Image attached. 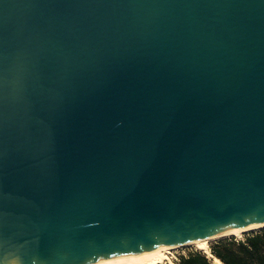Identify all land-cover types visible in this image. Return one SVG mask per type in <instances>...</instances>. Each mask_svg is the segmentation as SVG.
I'll return each mask as SVG.
<instances>
[{"label":"water","instance_id":"water-1","mask_svg":"<svg viewBox=\"0 0 264 264\" xmlns=\"http://www.w3.org/2000/svg\"><path fill=\"white\" fill-rule=\"evenodd\" d=\"M258 223L264 0H0V264Z\"/></svg>","mask_w":264,"mask_h":264},{"label":"trees","instance_id":"trees-1","mask_svg":"<svg viewBox=\"0 0 264 264\" xmlns=\"http://www.w3.org/2000/svg\"><path fill=\"white\" fill-rule=\"evenodd\" d=\"M210 254L222 264H264V230L251 232L243 239H224L210 247ZM175 264H213L208 257L193 251L178 258Z\"/></svg>","mask_w":264,"mask_h":264},{"label":"bare ground","instance_id":"bare-ground-1","mask_svg":"<svg viewBox=\"0 0 264 264\" xmlns=\"http://www.w3.org/2000/svg\"><path fill=\"white\" fill-rule=\"evenodd\" d=\"M260 230H264V223L248 225L222 235L195 240L189 243L176 244L170 247L161 248L158 250L150 251L136 256L105 260L91 264H172V260L174 259L173 252L176 251L177 249L186 248V247L193 248L194 250L205 254L213 264H221L219 260H217L210 254L209 252L210 242L226 237H232L238 239L242 237L244 234L257 232Z\"/></svg>","mask_w":264,"mask_h":264},{"label":"rangeland","instance_id":"rangeland-1","mask_svg":"<svg viewBox=\"0 0 264 264\" xmlns=\"http://www.w3.org/2000/svg\"><path fill=\"white\" fill-rule=\"evenodd\" d=\"M249 234V233H248ZM247 235V234H244L242 237L238 238L237 240H241L244 238V236ZM232 237H226V238H221V239H218V240H214L212 242L209 243V252H210V247L215 244L216 242L218 241H221V240H224V239H231ZM236 239V238H234ZM193 251H196L194 250L193 248H181V249H177L176 251L173 252V257L174 259L172 260V264H175L177 261H178V258L182 255H186L190 252H193Z\"/></svg>","mask_w":264,"mask_h":264}]
</instances>
